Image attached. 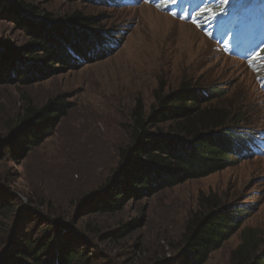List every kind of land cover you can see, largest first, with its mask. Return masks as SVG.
Masks as SVG:
<instances>
[{
  "label": "rangeland",
  "instance_id": "obj_1",
  "mask_svg": "<svg viewBox=\"0 0 264 264\" xmlns=\"http://www.w3.org/2000/svg\"><path fill=\"white\" fill-rule=\"evenodd\" d=\"M6 1L19 0H0V6ZM22 1L51 14L54 21L75 11L89 16L93 24L86 28L70 25L73 38L88 36L93 28H107L115 36L118 32L120 39L108 55L89 63L74 66L64 57L63 61L40 64V69H46L41 73L36 70L37 63L29 66L32 70L27 78L31 81L27 84L9 82L5 77L0 80V135L26 99L41 105L61 95L70 103L67 114L40 147L19 162L6 163L11 186L21 191L24 208L45 211L30 202L29 193L42 194L53 202L56 211L71 221L70 234L81 232L89 240L83 249L90 254L91 264L170 260L188 217L201 207L199 198L212 195L227 205L243 206L246 215L240 229L204 264H231V253L240 244L244 228L256 229L264 236V143H252L251 151L243 152L245 157H234V165L132 199L120 212L77 219L85 211L84 205L78 207L81 198L117 175L118 150L128 141L133 107L140 101L149 109L155 90L167 94L184 80L217 85L222 89L218 103L242 113L245 129L258 131L264 142V50L232 57L195 24L169 16L150 0H124L128 5L121 2L117 8L87 0ZM41 19L43 16L37 21ZM57 40L62 42L59 37ZM28 42L23 31L0 16V53L7 54ZM133 219L139 225L127 235L101 240V235ZM86 221L97 226L96 237L85 228Z\"/></svg>",
  "mask_w": 264,
  "mask_h": 264
},
{
  "label": "trees",
  "instance_id": "obj_2",
  "mask_svg": "<svg viewBox=\"0 0 264 264\" xmlns=\"http://www.w3.org/2000/svg\"><path fill=\"white\" fill-rule=\"evenodd\" d=\"M87 1L110 8L124 2ZM150 1L169 16L195 24L232 57L264 50V0H178L167 6L162 0ZM40 15L44 19L37 21ZM0 16L29 40L26 46L0 53V80L5 77L24 85L31 81L27 76L32 64L37 63L39 73L46 71L40 64L63 61L64 57L79 66L105 57L120 44L119 33L115 36L107 28H93L88 36L73 38L70 25L82 29L93 24L89 16L77 11L54 21L51 14L19 0L2 4ZM220 96L222 89L217 85L184 80L167 94L155 90L149 109L138 101L132 110L128 141L118 150L117 175L81 198L78 207L84 205L85 211L77 219L120 212L132 199L227 168L235 164L234 157H245L243 152L251 151L252 143L262 145L261 134L246 130L242 113L219 104ZM69 109L70 103L61 95L41 105L26 99L21 111L6 123L5 134L0 135V264H91L90 254L83 249L89 243L87 237L81 232L70 234L71 221L42 194L29 193V197L45 211L24 208L22 193L11 186L13 179L6 169L7 162H19L40 147ZM198 205L201 207L188 217L171 259L159 258L154 264H204L240 229L246 215L243 206L227 205L216 195L200 197ZM138 225L133 219L100 238L114 241ZM85 228L95 237L99 234L89 221ZM231 264H264L262 233L244 228L240 244L231 253Z\"/></svg>",
  "mask_w": 264,
  "mask_h": 264
},
{
  "label": "snow or ice",
  "instance_id": "obj_3",
  "mask_svg": "<svg viewBox=\"0 0 264 264\" xmlns=\"http://www.w3.org/2000/svg\"><path fill=\"white\" fill-rule=\"evenodd\" d=\"M162 2H163V4H164V6H167V5H169V4H172V5L177 4V3H178V0H162ZM158 6H159V5H158ZM172 14L175 15L176 13L173 12Z\"/></svg>",
  "mask_w": 264,
  "mask_h": 264
}]
</instances>
